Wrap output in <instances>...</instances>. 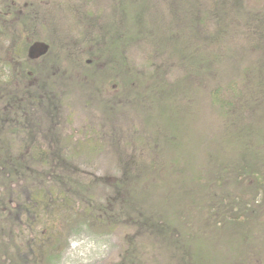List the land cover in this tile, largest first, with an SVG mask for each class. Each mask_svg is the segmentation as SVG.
Masks as SVG:
<instances>
[{
  "label": "trees",
  "instance_id": "obj_1",
  "mask_svg": "<svg viewBox=\"0 0 264 264\" xmlns=\"http://www.w3.org/2000/svg\"><path fill=\"white\" fill-rule=\"evenodd\" d=\"M0 1L8 9L2 15L12 20L15 1ZM152 1L113 0L107 24L90 39L94 53L89 50L87 60L63 45L59 46V53L57 47L29 36L32 29L24 32L22 28L33 23V17H26V24L14 21L18 36L17 43L12 41V44L17 45L12 46L8 64L0 65L8 73L0 77V244L1 233L8 235L7 227H13L15 221L24 224L23 214L34 217L32 222L26 221V226H34L42 210L57 202L54 190L58 196H79L86 201L90 208L86 207V212L99 225L112 230L118 224L116 218L106 215V209L91 206L86 198V186H81L79 191L66 174H54L51 166L55 161L63 162L60 146L48 148L49 152L37 143L29 146V150L14 147L20 127L28 120L22 116L23 105L50 107V98L45 95L50 78L68 79L78 70L89 80L99 81L104 93L109 88L115 96H132L138 101L135 105L142 104L145 110L156 104L151 108L154 118L162 120L165 126L159 143L169 146V156L161 157L156 140L158 151L148 169L134 176L126 175L115 183L119 189L128 185L129 191L125 192V187L122 193L128 195L123 202L130 210L139 209L146 191L157 195L156 190L162 188L168 192L165 197H148L153 203L149 206L153 214H147L150 220L139 217L143 221L138 220L142 229L156 241L183 238L189 247L191 225L207 218L209 224L212 222L213 227L219 228V240L196 241L192 255L182 248L181 259L186 264H238L245 260L244 250L264 247V0H164L169 26L160 24L161 29L158 18L150 15ZM89 15L85 14L84 21ZM88 26L92 22H85L84 27ZM1 30L0 36L5 34ZM232 39L234 44L230 42ZM136 41L168 49L197 78H206L213 72L223 74L227 62L235 60L239 50L250 55L237 66L227 67L234 75L209 89L202 80L198 86L185 82L180 84L185 85L184 89L170 88L155 75L152 85L148 84L143 92L144 82L140 83L137 75L129 73L126 63V53ZM36 46H43L44 53L32 58L29 51ZM63 61H68L65 67ZM100 63L105 71L98 69ZM90 65L96 68L88 70ZM133 85L137 86V92ZM100 87L95 84L93 91L102 92ZM106 95L110 97L109 93ZM64 164H60V170L65 168ZM48 178L52 184L46 182ZM19 181L21 194L27 195V200L13 209L4 196L9 199L12 195L9 188ZM182 186L184 189L180 191ZM190 186H195L198 192L188 194ZM173 200L176 204H171ZM177 203L191 211L186 217L180 216L183 225L177 218ZM184 224L188 229L178 231L177 228L184 229ZM229 227L237 229L231 235H224ZM9 243L11 240L4 244L5 248L10 247ZM253 257L250 264H264V252L254 251Z\"/></svg>",
  "mask_w": 264,
  "mask_h": 264
},
{
  "label": "rangeland",
  "instance_id": "obj_2",
  "mask_svg": "<svg viewBox=\"0 0 264 264\" xmlns=\"http://www.w3.org/2000/svg\"><path fill=\"white\" fill-rule=\"evenodd\" d=\"M14 1L16 13L13 21L5 19L6 17L2 15L3 10L8 9L4 7V2L0 1V32H2L1 29L5 31V34L0 36L1 66L8 64L7 60L10 58L12 46L17 45L12 44V41L17 43L18 36L14 21L17 23L23 21L26 24L27 19L25 18L29 16L33 17V23H28L27 28H22L24 32L32 29L28 33L29 36H36L38 41L57 47L59 53L61 52L59 46L63 45L64 48L78 54L79 58L89 59L86 56L88 51L91 50L94 53L90 39L99 33L101 26L107 24L110 8L113 5V0ZM164 5H166L164 0H153L150 15L158 18L159 27L161 24L162 27L167 28L169 19H167L168 12ZM86 13L90 15L88 20L84 21ZM88 21L92 22V26L84 27L85 22ZM230 42L233 43L234 39ZM242 50L238 51L235 60L227 62L223 74L213 72L206 78L194 77L198 75L188 72L189 69L179 63L176 55L168 49L156 48L151 42L136 41L126 53V63L129 73L137 75L140 83L144 82L143 92L148 84L152 85L155 75H158L157 79L161 78L162 82L170 88H178L185 82L194 87L198 86L199 81L202 80L204 87L209 89L216 82H223L234 75L230 69L227 70V67L237 66L241 60L250 55L249 52L242 53ZM29 52L32 58L41 57L44 53L43 46L31 47ZM62 56L65 57V55ZM90 56L91 60L95 61V57ZM67 63L68 61H63L62 66L65 67ZM100 65L98 69L105 71L103 64L100 63ZM1 66L0 77L8 76L7 70H1ZM90 66L88 70L96 68L95 65ZM238 69L239 67L235 69L236 72ZM72 76L74 77H67L68 79L50 78L45 89V95L50 98V102L48 101L50 107L23 105L22 116L28 120L20 127L21 133L14 141V147L19 150L24 148L29 150L27 149L29 146L37 143L43 145V148L49 152L48 148L54 149L60 146L65 168L60 170V164L63 165V162L55 161L54 166H51L55 169L54 174H66L79 191H81V186H86V198L90 199L91 206L94 204L95 207L106 209L108 211L106 215L116 218L118 224L112 230L102 224L99 225L97 219L86 212L88 211L86 207L89 208L86 201L79 199V196H58V191L54 190V198L57 202L50 206L47 205L42 210L41 217L34 226H26V221L32 222L34 217L25 213L23 214L24 224L15 221L13 227H7L8 235L1 233L3 243L0 244V255L3 259L0 263L186 264L181 259L182 248L187 249V255L189 253L192 255L195 248L194 243L198 240L203 243L210 240L213 242L218 239L219 228L213 227L212 222L209 224L207 218L199 224H192L193 226L190 224L193 228L189 233L191 240L188 243L192 245L189 247L186 246L183 238L172 237V240L168 238L166 241H156L142 229L139 222L143 221L139 217L143 216L146 220H150L147 214H153L149 207L153 203L148 201V197H165L168 192L161 190L162 188L156 190L157 195L146 191L139 209L133 208L131 211L129 207H125L123 202L128 195L122 193V189L126 187L125 192H128V185L120 189L115 186V183L122 181L126 175L134 176L140 170H147V166L155 158L158 147L161 157L169 156V146L159 143L160 136L164 135L165 126L162 120L154 118L151 108L156 104L145 110L142 104L135 105L138 101L132 96L118 94L115 96L109 88L104 93L103 85L95 79L89 80L83 72L77 70ZM95 84L101 86L103 93L93 91ZM184 88L185 85L180 86V89ZM132 89L136 92L138 90L136 85H133ZM107 93L110 97L106 95ZM112 99L120 100L113 102ZM156 100L154 97L155 103H157ZM156 140L159 143L158 147L154 145ZM46 182L52 184L49 178ZM9 189L12 194L10 198L3 196L11 208L16 209L17 206L26 202L27 195L21 194L23 193L21 181ZM183 189L182 186L180 191ZM6 192H8L7 189ZM187 192L191 194L198 190L195 186H190ZM174 203V200L171 201V204ZM177 208V218L183 225L181 223L183 218L181 220L180 216L186 217L187 214H191L189 213L191 211L186 206L180 207L179 204ZM159 213L158 211L157 214ZM185 229H188L185 224L184 229L177 228L180 232ZM236 229L229 227L224 235H231ZM196 235L199 236L193 238ZM8 239L11 240L10 247L5 248L4 244H7ZM254 251L264 252V247L258 245L244 250L242 256L245 260H241L238 264H250L254 259ZM130 253L134 254L128 256Z\"/></svg>",
  "mask_w": 264,
  "mask_h": 264
}]
</instances>
